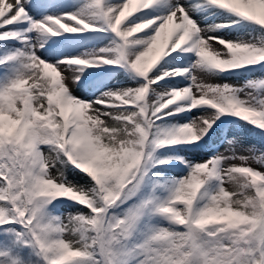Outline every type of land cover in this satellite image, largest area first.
I'll return each mask as SVG.
<instances>
[{
	"label": "snow or ice",
	"instance_id": "1",
	"mask_svg": "<svg viewBox=\"0 0 264 264\" xmlns=\"http://www.w3.org/2000/svg\"><path fill=\"white\" fill-rule=\"evenodd\" d=\"M0 264H264V0H0Z\"/></svg>",
	"mask_w": 264,
	"mask_h": 264
},
{
	"label": "rangeland",
	"instance_id": "2",
	"mask_svg": "<svg viewBox=\"0 0 264 264\" xmlns=\"http://www.w3.org/2000/svg\"><path fill=\"white\" fill-rule=\"evenodd\" d=\"M70 87H71V85H70ZM74 91H75V89H74ZM76 94H77V95H79V93H78V92H77ZM221 151H223V149H221ZM237 163H238V162H237ZM252 166H253V167H256V165H255V164H253Z\"/></svg>",
	"mask_w": 264,
	"mask_h": 264
}]
</instances>
